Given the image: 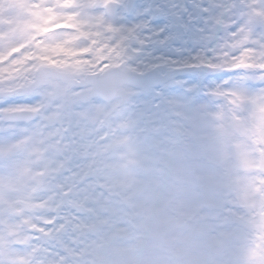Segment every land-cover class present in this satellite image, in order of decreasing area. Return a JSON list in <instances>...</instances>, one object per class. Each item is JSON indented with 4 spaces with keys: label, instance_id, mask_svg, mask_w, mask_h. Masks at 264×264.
<instances>
[{
    "label": "snow or ice",
    "instance_id": "snow-or-ice-1",
    "mask_svg": "<svg viewBox=\"0 0 264 264\" xmlns=\"http://www.w3.org/2000/svg\"><path fill=\"white\" fill-rule=\"evenodd\" d=\"M15 4V18H0V125L10 117L7 124L14 132L9 146L0 152L10 164L18 149L34 145L61 159L79 155L77 130L88 124L105 97L122 91L129 55L136 54L135 61L141 62V83L159 87V95H165L167 79L147 78L151 69L142 61L154 63L148 51L155 47L149 43L153 30L160 39L180 33L169 48L187 38L177 25L169 27L168 16L134 15L137 5L109 21L93 0H15ZM203 7L206 22L228 21L225 38L243 46L230 54L227 63L212 57L210 62L185 66L223 75L183 83L198 101L212 103L189 114L187 131L182 133L187 144L178 140L164 157L166 183L150 179L137 184L121 171L98 174L94 215L85 219L91 227L82 244L57 245L62 234L56 232L20 244L22 235H31L27 229L17 233L4 227L0 264H110V251L131 257L134 249L115 247L127 238L121 226L129 213L155 222L137 238L136 248L142 249L166 239L181 224L190 229L184 243L192 247L195 240H206L238 218L247 230L220 232L207 240L208 248L219 250L235 239L241 243L243 264H264V0H218ZM168 60L180 63L175 56ZM182 70L173 69L168 78L173 81ZM236 206L248 215L241 216ZM54 223L63 227L60 221ZM195 264L214 262L197 259Z\"/></svg>",
    "mask_w": 264,
    "mask_h": 264
},
{
    "label": "rangeland",
    "instance_id": "rangeland-1",
    "mask_svg": "<svg viewBox=\"0 0 264 264\" xmlns=\"http://www.w3.org/2000/svg\"><path fill=\"white\" fill-rule=\"evenodd\" d=\"M93 2L99 4L100 15L106 16L111 21L128 13L131 0H93ZM112 2L118 6V13L114 18H110L104 12V6ZM216 2L218 0H137L135 6L139 7H135L134 15H166L170 20L169 27L177 25L187 35V38L179 45H172L169 48L168 44L172 39L179 38L180 33L172 32L160 39L159 34L153 30L149 43L155 47L148 51L152 53L151 59L154 63L150 64L147 58L142 63L149 69H158L162 72L181 65L207 63L212 57L227 63L230 54L241 48L242 44L225 38L223 29L227 27L228 21H224L223 25H218L215 19H209L206 22L203 16V6ZM162 6L166 9L165 11H161ZM17 15L15 0H4L0 5V18L7 21ZM142 23L146 25L147 21ZM191 41L198 42V46H192ZM231 46L237 47L236 50H233ZM135 55L126 57L127 61H131L126 70L143 72L144 69L139 66L141 62L135 61ZM168 56L178 57L180 63H169ZM208 74L205 69L200 68L194 74L184 78L174 76V80L165 85L164 96L159 95L160 89H154L145 95L135 97L129 104L116 99L97 105V112L90 120L92 125L88 123L87 135L100 139V143L98 144L96 141L93 145L96 148L92 149L98 158L109 157L112 159V163L108 166H99L98 164L93 169V174L96 177L88 185L86 181V183H80L86 172L77 170L79 168L74 158H78L79 155L61 159L55 153H50L43 147L34 145L28 149L23 147L18 149L14 161L10 164L6 154L0 152V228L8 227L17 233L22 229H27L31 235H22L17 241L20 244H28L33 241L34 237H40L41 234L50 236L53 232L58 235L62 234V239L55 240L57 245L63 241H67L72 246L82 244L83 234L91 227L90 223H85V219L94 215L93 189L97 183H100L96 179L98 174L121 171L133 177L137 184L146 183L150 179L153 182H156L157 179L160 181L157 174L160 175V172L165 171L162 158L175 147L178 140L187 144L182 133L187 131L186 123L189 122V114L197 111L202 105L212 103L211 100L198 101L195 95H190L186 91L183 83L195 81L198 78L202 79ZM124 90L134 91L128 86ZM199 94L203 95L204 93L200 91ZM109 127H111L110 136L113 139L108 142L102 138L106 136ZM0 132L8 133L7 136L0 135V149L7 148L14 132L7 122L0 125ZM109 143H114L116 146H110ZM154 147L157 148V151L156 149L154 151ZM41 150L45 154L48 172L53 171L52 174L44 173L41 167L44 164H41L39 168L37 162L33 161L31 157ZM116 150L125 153V157L118 156V153L116 159L107 155L108 151L117 152ZM153 151L157 154L150 158L149 154ZM164 162L166 161L164 160ZM62 166H66L65 172H62ZM17 167L23 169L27 180L23 186L19 185L15 178ZM10 175L13 177L11 180L8 179ZM55 175L58 177L57 179H55ZM65 190L74 191L75 199L72 198L70 203L62 205L59 200ZM77 205L85 207L87 213L78 214ZM225 215L228 213L225 212ZM56 221L62 222L63 227L60 224H55ZM69 223L70 226H68ZM213 223L215 224L217 221L213 220ZM228 225L217 228L206 240H195L192 247H188L184 243L185 239L190 237V229L182 224L177 225L172 234L164 239V242L173 245L171 250L176 255L192 254L197 246L208 247L207 240L215 237L218 233L231 231ZM231 242L223 248L213 251L223 256L226 264H243V256L240 252L241 243L238 242L230 246ZM177 243L180 245L179 247L175 246Z\"/></svg>",
    "mask_w": 264,
    "mask_h": 264
},
{
    "label": "clouds",
    "instance_id": "clouds-1",
    "mask_svg": "<svg viewBox=\"0 0 264 264\" xmlns=\"http://www.w3.org/2000/svg\"><path fill=\"white\" fill-rule=\"evenodd\" d=\"M160 181L161 185L167 181L166 167L165 171L161 174ZM227 207H233V205L228 204ZM235 211L241 216L246 217L248 215L245 209L238 206L235 207ZM125 219L126 223L121 227L126 232L127 238L115 247L134 249V253L131 257L126 258L110 251L108 253L110 264H195L196 259H211L214 264H226V260L223 256L218 255L215 251L204 245L197 246L193 250V253L188 255L174 254L171 250L173 245L164 242V240L158 241L149 249L136 248L137 238L143 235V229L146 226L154 225L155 222L148 216L135 215L132 213H129ZM228 227L231 231L236 232H244L247 230L244 222L235 217L232 218V222ZM238 242L239 241L233 239L230 246ZM175 246L179 247L180 245L177 243Z\"/></svg>",
    "mask_w": 264,
    "mask_h": 264
},
{
    "label": "bare ground",
    "instance_id": "bare-ground-1",
    "mask_svg": "<svg viewBox=\"0 0 264 264\" xmlns=\"http://www.w3.org/2000/svg\"><path fill=\"white\" fill-rule=\"evenodd\" d=\"M232 48H233V50L236 49V47H232ZM88 130H89L88 129V124L85 127L79 128L77 130L80 133L78 139L80 141V148L82 149V151L79 152L78 158H74V159L76 160V165H77V167L79 168V170L81 172H89V173H91V171H93L92 168L97 167L98 164H99V166H101V165L102 166L103 165H105V166L110 165L112 163L111 162L112 159L109 158V157H107L106 159H103V157L102 158H98V156L95 153L89 151V148L93 147L96 138L89 137L87 135ZM64 143H65V145H67V144L70 143V141H65ZM109 144H110V146H113V147L116 146L114 143H109ZM155 149L157 151V148L154 147V151H155ZM154 151L151 154H149L150 158L157 154V152L154 153ZM107 153H108L107 155H109L110 157H112L114 159H116V154L117 153H118V156H120L122 158L125 157V153H123L121 151H117V152L108 151ZM44 156H45L44 151L41 150L39 153H34L31 157H32L33 161L37 162L39 168H40L41 164L42 165L44 164L43 166H41L42 169L44 170V173L52 174L53 171L48 172V167L46 166L47 165V163H46L47 161L45 160ZM102 160H103V162H100ZM162 160H163V164L166 167V162H164V160H165L164 157L162 158ZM162 173L163 172H160V175L159 174H157V175L159 177H161ZM91 175H92V173H91ZM95 177L96 176H93V179H88L87 185L92 183V181L94 180ZM15 178L17 179L19 185H21V186H23V184L27 183V180H26V178L24 176L23 169L21 167H17ZM57 178L58 177L55 175V179H57ZM72 198L75 199V192L74 191L65 190L63 192L62 196L60 197L59 201H60V203L62 205H65V204L70 203Z\"/></svg>",
    "mask_w": 264,
    "mask_h": 264
},
{
    "label": "water",
    "instance_id": "water-1",
    "mask_svg": "<svg viewBox=\"0 0 264 264\" xmlns=\"http://www.w3.org/2000/svg\"><path fill=\"white\" fill-rule=\"evenodd\" d=\"M112 12H114V9H112ZM149 77L150 78L159 77V80L157 82L163 81L161 76H158V75H153L152 77H151V75H149L147 78H149ZM143 78L144 77H141V76H138V75H135V74H132V73H128V79L126 80L125 83H130L132 85H135V86H138V87H141V88H144L145 90H147L150 87L146 86L145 84L140 83ZM117 95L123 96V98L125 100H128L131 97L130 94L122 95V92H119L117 94H114V95H112L110 97H105V98L106 99H111V98H114Z\"/></svg>",
    "mask_w": 264,
    "mask_h": 264
}]
</instances>
